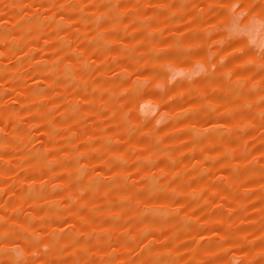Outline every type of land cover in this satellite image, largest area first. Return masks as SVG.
Listing matches in <instances>:
<instances>
[{"label":"rangeland","instance_id":"rangeland-1","mask_svg":"<svg viewBox=\"0 0 264 264\" xmlns=\"http://www.w3.org/2000/svg\"><path fill=\"white\" fill-rule=\"evenodd\" d=\"M0 264H264V0H0Z\"/></svg>","mask_w":264,"mask_h":264},{"label":"bare ground","instance_id":"bare-ground-1","mask_svg":"<svg viewBox=\"0 0 264 264\" xmlns=\"http://www.w3.org/2000/svg\"><path fill=\"white\" fill-rule=\"evenodd\" d=\"M45 68V67H44ZM49 68V67H48ZM43 71H46V69L45 70H43Z\"/></svg>","mask_w":264,"mask_h":264}]
</instances>
